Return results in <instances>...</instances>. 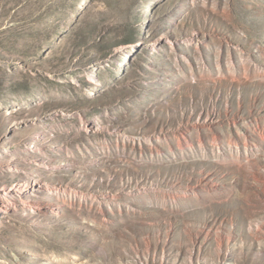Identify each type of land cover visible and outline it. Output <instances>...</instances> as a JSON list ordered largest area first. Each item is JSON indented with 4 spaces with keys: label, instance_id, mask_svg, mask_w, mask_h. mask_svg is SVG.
Instances as JSON below:
<instances>
[{
    "label": "rangeland",
    "instance_id": "rangeland-1",
    "mask_svg": "<svg viewBox=\"0 0 264 264\" xmlns=\"http://www.w3.org/2000/svg\"><path fill=\"white\" fill-rule=\"evenodd\" d=\"M81 1L0 0V264H264V0Z\"/></svg>",
    "mask_w": 264,
    "mask_h": 264
},
{
    "label": "bare ground",
    "instance_id": "bare-ground-1",
    "mask_svg": "<svg viewBox=\"0 0 264 264\" xmlns=\"http://www.w3.org/2000/svg\"><path fill=\"white\" fill-rule=\"evenodd\" d=\"M86 2V0H82L80 3H79V5H78V10L77 11H80L82 8H83V5H84V3ZM150 4H151V2H149ZM149 4V5H150ZM2 211H3V207L0 205V213H2ZM5 212V211H4Z\"/></svg>",
    "mask_w": 264,
    "mask_h": 264
}]
</instances>
